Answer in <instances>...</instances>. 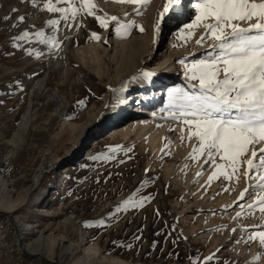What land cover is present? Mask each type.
I'll return each instance as SVG.
<instances>
[{"label":"rangeland","instance_id":"rangeland-1","mask_svg":"<svg viewBox=\"0 0 264 264\" xmlns=\"http://www.w3.org/2000/svg\"><path fill=\"white\" fill-rule=\"evenodd\" d=\"M162 1L164 5L156 7L154 0L145 5L93 0L95 15L79 13L75 20L69 15L57 29L47 21L63 14L44 10L46 0H38L36 6L31 0H0V176L11 182L6 186L0 179V202L6 193L21 200L10 214L22 241L30 242L43 232L45 238L57 241L47 256L57 261L74 264L81 256L78 264H98L113 255L128 264H264V244L259 238L247 239L264 231V212L259 205L248 208L255 196L240 198L252 183L243 175L246 165L238 170L246 182L234 201L211 204L209 195L201 193L198 173L189 184L184 178L177 181L179 168L191 170L190 158L166 157L153 167L154 157L133 136L112 138L122 125L148 116L147 111L137 112L134 107L140 104L135 103L128 114L112 115L121 103L120 98L114 99L120 89L125 95L135 94L134 98L143 90L129 88L128 80L115 77L111 57L117 40L130 41L136 55L143 56L138 58L139 73L155 74L154 84L143 87L145 96L158 107L152 118L170 124L176 120L168 115L169 108L179 103V90L198 83L187 70L212 51L213 40L206 37L204 27L193 29L191 37L188 31L180 33L186 22L195 20L196 0H183L160 22L157 32L158 14L166 4ZM154 9L157 14L152 17ZM112 16L118 20L111 21ZM101 20L107 26H101ZM131 21L136 22L134 27L117 34L119 24ZM42 29L46 38L56 41L54 45L39 42L34 34ZM26 31L31 38L16 39ZM93 33L99 38H93ZM202 36L205 39L197 44ZM98 40L104 54L99 51V61L84 63V51ZM98 63L106 70L102 76L96 72ZM171 89L177 90L175 100L169 95ZM169 134L173 135L172 129ZM168 145L165 139L161 153ZM41 170L44 173L37 179ZM130 196L134 201L142 196L148 199L143 207L124 208L122 202ZM117 206H121L118 212ZM255 210L260 212L256 218ZM203 218L213 221L205 223ZM101 220L103 224L98 223ZM93 244L101 249L90 261V250L97 251ZM70 245L76 251L67 252ZM0 264H49L22 253L12 224L1 214Z\"/></svg>","mask_w":264,"mask_h":264},{"label":"snow or ice","instance_id":"snow-or-ice-1","mask_svg":"<svg viewBox=\"0 0 264 264\" xmlns=\"http://www.w3.org/2000/svg\"><path fill=\"white\" fill-rule=\"evenodd\" d=\"M31 2L36 6L38 0ZM118 2L145 5L150 0ZM182 2L183 0H166L163 11L158 14L157 32L160 22L174 13ZM59 3H68L70 6L57 7L56 4ZM77 3L79 7L76 6ZM95 7L93 0H56L55 4L53 0H46L44 3V10L63 14L60 19L47 21L49 27L57 29L61 26V20L68 21L69 15L73 20L79 13L95 15ZM193 8L196 11L194 23L184 25L180 33L187 29L188 36L191 37L194 35V27H204L206 37L213 40L212 51L206 54L205 59L195 61L187 70L190 79L198 83H192L188 89L179 90V103L169 108L170 118L183 121L189 130L188 139L196 137L199 146L193 148L190 158L198 160L206 154L204 162L211 160L215 165L216 170L208 178L209 184L219 176H223L225 180L231 181L235 178L239 181L238 170L242 164L246 165L243 175L252 183L249 188L244 189L240 198L247 195L251 200L256 196V200L248 204V208L259 205L260 211L264 212V146L256 147L264 144V0H196ZM19 19L23 21L25 18L21 16ZM109 19L116 21L118 17L112 16ZM245 22L247 27L242 26ZM100 23L101 26H107L104 20ZM135 23L131 21L119 24L116 28L117 34L128 32ZM140 30L144 29L141 27ZM31 35L26 31L16 39L31 38ZM34 35L40 43H56L53 38L45 37L43 29ZM93 38L99 37L93 33ZM204 39L205 36H202L197 44ZM140 75L148 78L155 74L143 72ZM169 95L175 100L177 90H169ZM249 151L250 157L247 156ZM217 156L224 163L216 164ZM226 166L230 171L225 170ZM250 188L253 191H249ZM147 199L148 197L142 196L134 201L130 196L122 205L124 208L143 207ZM120 210L121 206H117L116 211ZM240 214L237 212V216ZM98 223L103 224V220ZM248 238H259L261 244H264V231L259 232L258 236L250 234ZM212 258L210 256L207 259Z\"/></svg>","mask_w":264,"mask_h":264},{"label":"bare ground","instance_id":"bare-ground-1","mask_svg":"<svg viewBox=\"0 0 264 264\" xmlns=\"http://www.w3.org/2000/svg\"><path fill=\"white\" fill-rule=\"evenodd\" d=\"M154 2H155L156 7H159L163 4L162 0H154ZM151 14L153 15L152 17H154L157 14V10L156 9L152 10ZM194 21L192 23L188 21L185 23V25L193 24ZM195 28L196 27H194L193 29H195ZM184 31H189V30L184 29ZM116 44L117 45H116L115 52L111 57L112 62L115 65V69H114L115 77L116 78L123 77L126 80H128L127 85H133V86L134 85H141V82L143 79H146V80L151 79L153 82L154 79H152L151 76L148 78H144L143 76L140 75L141 73H139V71H138V58L141 60V59H143V56L141 54H139V56L136 55L137 51L135 49L131 48L130 41H127L125 39H119L116 41ZM102 46H103L102 42L99 40L97 41L96 44L89 45L87 51H84L85 55H84V57H82L83 62L86 63V61L90 62L92 60L93 61H96V60L99 61V57H101L102 54H104L103 52H101ZM99 51L102 54L99 55ZM145 51L147 52L148 49L145 48ZM166 56H168V54ZM96 72L99 76H102L106 73V70H104V68L101 65H99V63H98V65L96 67ZM134 77L136 79H133ZM136 80L137 81L140 80L141 82L138 81L137 84H134V81H136ZM152 84H154V83H152ZM141 86L144 87L143 85H141ZM141 89L142 88H140L139 91H141ZM155 90H156L155 88H152V91H155ZM142 91L141 92L137 91V93L142 94ZM157 91H160V90L157 88ZM143 93L146 94L147 93L146 90H144ZM157 93H160V92H156V94ZM125 94L123 92H119L114 96V99H117V97L120 98L119 99V101H121L120 104H123V103L127 102V97H129L130 99H133L134 98L133 96L135 95V94L134 95L133 94L125 95ZM139 94H138V97L140 96ZM136 96H135V98H138ZM142 102H143V100L141 99L139 101V103H137V104H142ZM148 102L150 104V101H148ZM112 105H113V103H110L108 105L107 109L108 110L111 109ZM150 105H152V106L149 108L147 106H144L143 104L140 106L141 107L140 110L145 111V112L147 111L148 116L136 117V118L132 119L131 121H129L128 123L122 125V127H120L119 130H117L112 135V138L117 139L118 137H121L123 140H129V139L134 137L137 141H140L142 144L145 145V147H147L150 154H152V156L154 157L155 164L152 165L153 167H157L161 163L165 162L166 157H172L174 159H180V160L190 158V154L193 153V148L199 146L197 143L196 137L193 136L191 139H188L189 130L185 126L183 121H181V120H176L174 123L170 124L168 121H159V120L153 119L152 117L155 116V112H156L158 107H157V105H154V104H150ZM147 109H149V110H147ZM113 110H115V111H113L112 115L115 117L118 116L119 113L116 112V109L113 108ZM168 115H170V113H168ZM170 129H172L173 135L169 134ZM193 130H194V128H193ZM182 136L184 137L183 139L181 138ZM14 138H15V141L18 140L17 136H15ZM165 139H167V141L169 142V145L166 148V153H161ZM262 146H264V144L259 145V147H262ZM205 159H206V154L204 156H200L199 157V163L197 164L196 162H194L195 159L190 158V165L189 166H191V168H190L191 170L187 171L186 169H180L179 168L177 170L178 171L177 172V175H178L177 181L181 182V179L184 178L185 183L189 184L192 180V177L196 176L195 173H201L202 172L203 175H197V177H198L197 180H198L199 185H201V187H202L201 193H203V196L208 197V195H209L208 198L211 201V204H216V205H221V204L229 205V204H231L232 201H234L236 194L240 193L243 186L245 185L246 181H245L244 176L240 175L239 181H237L235 178H233L231 181H229V180H225L223 176H219L218 178L213 179L210 184H207L208 182L206 183V181L208 180L209 176H211L212 173L216 170V167L212 163L211 160L208 163H205L204 162ZM220 163H224V161L221 160L220 156H217L216 157V164H220ZM225 170L230 171V169L227 168V166H226ZM166 171H167L166 172L167 175H170L171 169L169 166H166ZM43 173H44V171H42V170L39 171L36 174V178L40 179L41 176L43 175ZM0 179H1L2 183L6 186H9L11 184V182H9L3 176H0ZM220 181H221L223 186H220V184H221ZM207 189H209V192L206 191ZM4 195L5 196L2 197V200L0 202V204H1L0 209L2 211H6V212L10 213L11 211L15 210V208L17 206L20 205L21 200L13 199L8 193H6ZM254 199H256V196L254 197ZM259 214H260V212L255 210L253 217L256 218L259 216ZM203 219H204L205 223L213 221V219H206V218H203ZM247 239L250 240L249 238H247ZM22 242H23V245L27 249L28 252H30V253H41L45 256H51L56 245H57V241L55 239L45 238L43 232H40V235L37 239H33L30 242H27V241H25V242L22 241ZM259 243H261L260 240H259ZM93 245H94V248L97 249V251L90 250L93 252V253H91V252L88 253L89 254L88 257L90 258L89 259L90 261L95 259L94 255L98 254L99 253L98 250L101 249L99 246H97L95 244H93ZM240 248H241L240 249L241 252H243L244 248H242V247H240ZM71 250L76 251V249H74L72 245H70L69 247H66L67 252H69ZM262 257L264 260V255H262ZM109 258L110 259H108V262H106V260H103V261H99L97 263L98 264H128L127 261H125L119 257L113 256V255H111ZM81 261H82V257L77 256L73 263L78 264Z\"/></svg>","mask_w":264,"mask_h":264},{"label":"water","instance_id":"water-1","mask_svg":"<svg viewBox=\"0 0 264 264\" xmlns=\"http://www.w3.org/2000/svg\"><path fill=\"white\" fill-rule=\"evenodd\" d=\"M0 214L4 215L8 219L9 223L12 224L14 231H15V234H16V237H17L18 246L21 248V251L23 254L28 255V256H32V257H38L41 260H43L49 264H71V263L64 262V261L53 260V259H51V258H49V257H47L41 253H30V252H28L27 249L23 245L19 227L17 226V223L13 220L11 214L9 212L2 211V210H0Z\"/></svg>","mask_w":264,"mask_h":264}]
</instances>
